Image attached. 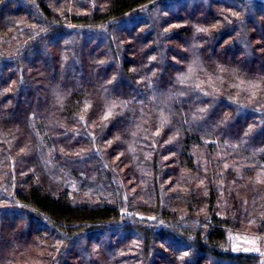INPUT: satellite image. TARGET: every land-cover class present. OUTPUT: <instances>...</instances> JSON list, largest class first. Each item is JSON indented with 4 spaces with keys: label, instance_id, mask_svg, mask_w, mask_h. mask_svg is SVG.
I'll return each instance as SVG.
<instances>
[{
    "label": "trees",
    "instance_id": "1",
    "mask_svg": "<svg viewBox=\"0 0 264 264\" xmlns=\"http://www.w3.org/2000/svg\"><path fill=\"white\" fill-rule=\"evenodd\" d=\"M158 1L0 0V264L35 240L51 242L50 264H264L232 247L264 237V183L194 156L224 146L264 161V1L134 17ZM33 125L79 192L46 176L45 189Z\"/></svg>",
    "mask_w": 264,
    "mask_h": 264
},
{
    "label": "rangeland",
    "instance_id": "2",
    "mask_svg": "<svg viewBox=\"0 0 264 264\" xmlns=\"http://www.w3.org/2000/svg\"><path fill=\"white\" fill-rule=\"evenodd\" d=\"M175 0H160L158 3H154L151 6H146L142 9H140L137 13L134 14V17H141L145 19L149 16L151 13L160 12L161 8H158V4H166V3H172ZM193 1V0H192ZM207 1V0H205ZM250 3H255L257 1H264V0H245ZM194 2H202V0H194ZM162 6V5H161ZM164 17H168V15H164ZM169 18V17H168ZM180 18H184V15L182 14ZM141 21V24L146 23L145 20ZM20 20V19H19ZM14 21V20H13ZM180 23L177 25L175 23H171L170 25H167L165 27V30L173 29L174 27H177ZM150 25V24H148ZM148 25H144L141 28V32H146L149 29ZM71 28V27H70ZM12 32V31H11ZM129 42V41H128ZM259 43V42H255ZM1 45V44H0ZM8 47H6V50ZM33 128L34 134L37 138V158L40 163V168L42 171H36V174L38 175L39 179L42 180L47 177V180L52 181L53 183H58L62 185L63 187L71 190L79 192L80 185H81V177L74 175L69 169H67L65 166H63L56 158L53 156L54 151L52 147H46L45 143H43V137L38 135V133H42L40 129L33 125L31 126ZM226 148V149H225ZM224 146H219L215 149L214 152H209L205 149L203 150H197L194 152V156L196 158L197 165L199 166V169H202L206 171L207 173H212L211 167H206V164H210L211 161L214 163V165L218 168L216 171L219 173V171H222V175L225 177H230V175H235L239 177H245L251 181L264 183V161L257 160L255 158H252L242 152L238 151H232V148H227ZM111 162L118 166V169L122 172H124L129 165L125 164L124 161H121V155L114 154ZM203 161V162H202ZM209 162V163H208ZM201 165V166H200ZM208 168L207 170L204 169ZM215 170V167H213ZM43 172V174H42ZM229 175V176H228ZM45 189L49 191L48 183L46 180H42ZM129 183V182H128ZM127 185L130 186V191L132 193L140 191V185H134V183H129ZM172 185V184H171ZM167 188V192H175L177 189H179L176 185H172ZM218 189L220 188L219 185L217 186ZM83 193V192H81ZM82 195V194H81ZM85 195H89L85 193ZM84 196V195H83ZM218 199L215 207V215L217 217L222 218L225 212V199L223 197V194L218 191ZM239 196L242 198L245 196V193H240ZM245 204V203H244ZM172 212L176 211V207L173 206L171 208ZM205 211L201 210L197 212V216L199 214H203ZM253 228V227H250ZM235 241L232 245L233 250L236 253H253L257 254L261 251L264 252V237L262 235L258 234H247L241 232L237 237H234ZM38 240H35V242H32L31 244L27 246H22V248L14 252L12 254L11 258L12 264H50L49 258H50V249H51V242L44 241V245L42 243L37 242ZM38 243V244H37ZM42 244V245H41ZM41 245V246H40ZM53 257V255L51 256ZM67 264H81V261L78 260H68Z\"/></svg>",
    "mask_w": 264,
    "mask_h": 264
}]
</instances>
